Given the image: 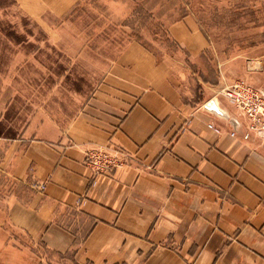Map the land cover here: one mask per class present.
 <instances>
[{
	"label": "crops",
	"instance_id": "0c3cea01",
	"mask_svg": "<svg viewBox=\"0 0 264 264\" xmlns=\"http://www.w3.org/2000/svg\"><path fill=\"white\" fill-rule=\"evenodd\" d=\"M79 1L15 0L38 19ZM169 30L207 64L211 43L196 17ZM245 58L209 59L216 77L200 74L195 89L181 61L129 41L66 129L11 144L4 165L16 183L0 198V264H264V131L221 91L240 78L264 87V51ZM212 99L229 116L207 109ZM98 147L125 162L94 174L85 157Z\"/></svg>",
	"mask_w": 264,
	"mask_h": 264
},
{
	"label": "rangeland",
	"instance_id": "374dc122",
	"mask_svg": "<svg viewBox=\"0 0 264 264\" xmlns=\"http://www.w3.org/2000/svg\"><path fill=\"white\" fill-rule=\"evenodd\" d=\"M187 15L196 17L211 43L203 67L170 35V24ZM131 40L161 60L181 61L196 89L200 74L216 77L209 59L254 58L264 51V0H80L63 17L40 19L15 0H0V198L16 183L4 165L14 140L66 129ZM198 83L194 93L201 100L205 87ZM5 228L20 232L10 223Z\"/></svg>",
	"mask_w": 264,
	"mask_h": 264
},
{
	"label": "built area",
	"instance_id": "2783aa9c",
	"mask_svg": "<svg viewBox=\"0 0 264 264\" xmlns=\"http://www.w3.org/2000/svg\"><path fill=\"white\" fill-rule=\"evenodd\" d=\"M223 93L229 97L231 101L244 111L250 120V128L252 130L264 131V87L253 85L245 79H236L235 83L226 85ZM208 126L218 133H222L221 126L215 123H209ZM236 131H232V135H236ZM86 163L94 174H109L113 169L121 166L124 162V156L119 152L107 148H93L86 152ZM45 188V184L40 185Z\"/></svg>",
	"mask_w": 264,
	"mask_h": 264
},
{
	"label": "water",
	"instance_id": "95a60500",
	"mask_svg": "<svg viewBox=\"0 0 264 264\" xmlns=\"http://www.w3.org/2000/svg\"><path fill=\"white\" fill-rule=\"evenodd\" d=\"M206 108L209 109L210 111H214V112H217L221 115H224V116H229L228 114H226L218 105L217 103V100L216 99H212L211 101H209L207 104H206Z\"/></svg>",
	"mask_w": 264,
	"mask_h": 264
}]
</instances>
